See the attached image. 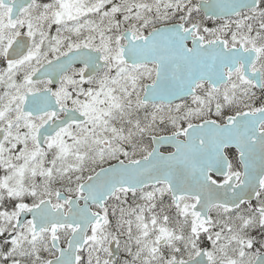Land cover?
I'll use <instances>...</instances> for the list:
<instances>
[{
    "label": "snow or ice",
    "instance_id": "1",
    "mask_svg": "<svg viewBox=\"0 0 264 264\" xmlns=\"http://www.w3.org/2000/svg\"><path fill=\"white\" fill-rule=\"evenodd\" d=\"M0 264H264V0H0Z\"/></svg>",
    "mask_w": 264,
    "mask_h": 264
}]
</instances>
